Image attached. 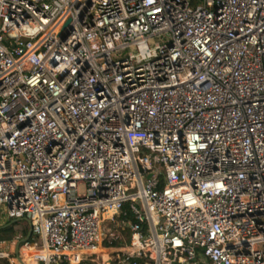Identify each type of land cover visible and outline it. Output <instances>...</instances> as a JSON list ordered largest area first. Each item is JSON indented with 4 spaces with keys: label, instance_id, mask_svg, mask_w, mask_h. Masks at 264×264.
<instances>
[{
    "label": "built area",
    "instance_id": "2783aa9c",
    "mask_svg": "<svg viewBox=\"0 0 264 264\" xmlns=\"http://www.w3.org/2000/svg\"><path fill=\"white\" fill-rule=\"evenodd\" d=\"M18 219L0 264H264V0H0Z\"/></svg>",
    "mask_w": 264,
    "mask_h": 264
},
{
    "label": "rangeland",
    "instance_id": "374dc122",
    "mask_svg": "<svg viewBox=\"0 0 264 264\" xmlns=\"http://www.w3.org/2000/svg\"><path fill=\"white\" fill-rule=\"evenodd\" d=\"M150 161L152 162V157L149 158ZM153 169L154 170H161V166L158 165V164H155L153 162ZM154 176V173H147L145 176H144V180L145 179H150ZM3 226V225H2ZM10 227V235L9 238H8V234L1 230L0 228V246H1V242L3 240H7L10 242V245L12 246V251L9 252L10 256L11 257H16V254L14 252V246L15 244L17 243L18 240H20V236L24 237V236H27V233H28V230H29V224L28 222L25 220V219H18V220H15V222L9 224ZM108 226L110 227L111 224H108ZM126 231H121V235L125 238L126 236ZM128 237V236H127ZM119 240V239H117ZM128 240V238H127ZM16 242V243H15ZM119 243H124V240H120ZM104 248H119V246L117 247H104ZM107 256H109L110 258L114 257V253L111 251V252H108L107 253ZM101 257H103L101 254H94L92 256H87L86 259L84 260V262L86 263H90V264H101ZM17 258V257H16ZM104 259V258H103ZM107 259V257H106ZM5 264H10V261H5ZM16 264H21L19 263L18 259L16 261Z\"/></svg>",
    "mask_w": 264,
    "mask_h": 264
},
{
    "label": "bare ground",
    "instance_id": "6f19581e",
    "mask_svg": "<svg viewBox=\"0 0 264 264\" xmlns=\"http://www.w3.org/2000/svg\"><path fill=\"white\" fill-rule=\"evenodd\" d=\"M121 250V248H104V247H102V246H97V247H95L94 249L92 248L91 250H89V252H96V253H99V254H101L102 256H103V258L104 259H106V257H107V253L108 252H118V251H120ZM21 253H22V256L23 257H28V256H30L31 255V253H32V248H30V249H25V248H23L22 250H21Z\"/></svg>",
    "mask_w": 264,
    "mask_h": 264
},
{
    "label": "trees",
    "instance_id": "16d2710c",
    "mask_svg": "<svg viewBox=\"0 0 264 264\" xmlns=\"http://www.w3.org/2000/svg\"><path fill=\"white\" fill-rule=\"evenodd\" d=\"M130 218H132V216L130 217ZM10 227L11 226H3L2 228H1V230H3V231H5L7 234H8V238H9V236H11L10 234ZM124 231H126L125 233H126V236H129V230L127 229V230H124ZM120 242V240H116V241H112L111 243H108L107 241H104L103 242V246L104 247H117V246H120V244L121 243H119ZM80 264H90V263H86V262H82V263H80Z\"/></svg>",
    "mask_w": 264,
    "mask_h": 264
},
{
    "label": "water",
    "instance_id": "95a60500",
    "mask_svg": "<svg viewBox=\"0 0 264 264\" xmlns=\"http://www.w3.org/2000/svg\"><path fill=\"white\" fill-rule=\"evenodd\" d=\"M69 23H70V20H67L66 21V23H65V25H64V29L69 25ZM13 222H15V220L14 221H11L10 223H7V224H5L4 225V227L5 226H8L9 224H11V223H13ZM3 226H1L0 228H2ZM29 234V232L27 233V235Z\"/></svg>",
    "mask_w": 264,
    "mask_h": 264
},
{
    "label": "crops",
    "instance_id": "0c3cea01",
    "mask_svg": "<svg viewBox=\"0 0 264 264\" xmlns=\"http://www.w3.org/2000/svg\"><path fill=\"white\" fill-rule=\"evenodd\" d=\"M2 225L4 226L5 224H3V222H0V227H1Z\"/></svg>",
    "mask_w": 264,
    "mask_h": 264
}]
</instances>
